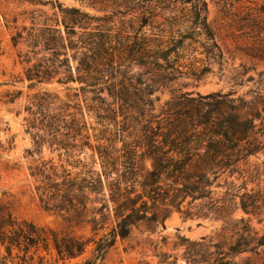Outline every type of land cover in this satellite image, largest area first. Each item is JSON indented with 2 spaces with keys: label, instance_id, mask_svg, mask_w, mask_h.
Segmentation results:
<instances>
[{
  "label": "trees",
  "instance_id": "trees-1",
  "mask_svg": "<svg viewBox=\"0 0 264 264\" xmlns=\"http://www.w3.org/2000/svg\"><path fill=\"white\" fill-rule=\"evenodd\" d=\"M26 2L51 12L32 11L26 18L30 26H23L11 37L14 46L23 44L27 50L22 61L27 66L26 80L31 84L55 81L62 86L77 85L70 88L72 101L67 99L51 108L56 97L52 99L44 92L35 96L29 107L31 115L36 113L41 118L37 126L29 124L37 131L34 150L28 155L37 154L39 158L28 171L35 181L38 203L45 211L66 214L80 222L88 204L99 203L96 211L100 213L108 210L107 191L116 217L115 225L97 241L50 232L52 246L61 260L82 256L92 243V259L82 264L101 262L117 240L129 238L134 226L144 223L154 232L163 227L171 212L182 213L186 198H206L202 187L208 184L207 175L235 172L247 157L264 153V144L256 138L264 137V72L256 73L257 78L247 77L246 83L255 88L246 95L233 97L232 91L205 96L183 93L174 96L159 116H152L146 114L153 107L152 86L127 70L130 65L153 67L165 81L175 75L198 78L195 68L181 72L186 67L178 61L179 52L201 36V45L208 52L221 55L207 23L204 0H93L92 5L99 10L111 9L102 17L62 8L51 1ZM222 3L228 56L237 53L253 64L264 63V0ZM157 6L161 12H171L161 17L162 22L154 14ZM159 26L166 33L177 28V37H168L165 32L160 37L154 34ZM146 28L150 34L145 33ZM70 60L76 62L74 75ZM254 70V66L240 64L231 79L234 86L238 78ZM104 91L111 102L100 98ZM79 95L91 96L92 106L86 111L93 114L96 123H122L123 130L108 137L103 130L91 145L84 111L77 101ZM118 133L126 136L121 135L117 141ZM43 148L57 154V163L40 158ZM84 149L92 153L89 162ZM146 161L150 162L149 168L145 167ZM239 209L246 218L226 224L236 235L227 253L214 244L211 246L215 251L207 258L197 259L185 252L182 258L186 264H230L227 257L255 253L264 247V191L242 194ZM1 212L2 208L0 229H10L13 235L7 239L9 251L25 235L36 234L41 239L31 225L24 227L8 212ZM253 220L261 226V234L252 226ZM24 228H30V233ZM47 240V236L42 237L43 242ZM154 257L157 264H178L176 257L166 253H155Z\"/></svg>",
  "mask_w": 264,
  "mask_h": 264
},
{
  "label": "rangeland",
  "instance_id": "rangeland-1",
  "mask_svg": "<svg viewBox=\"0 0 264 264\" xmlns=\"http://www.w3.org/2000/svg\"><path fill=\"white\" fill-rule=\"evenodd\" d=\"M43 1H51L62 8L77 9L95 17L111 13L110 8L103 11L94 7L93 0ZM204 1L207 5V23L214 32V42L221 55L214 51L208 52L201 45L204 40L201 36L196 43H191L185 51L179 52L181 59L178 61V65L183 64L186 67L181 72L186 73L189 68H195L198 78L175 75L174 78L165 81L153 67L130 65L127 69L130 74L139 75L144 83L152 86L153 94L150 100L153 107L152 111L146 114L159 116L164 106L174 96L183 93L205 96L215 92L232 91L235 92L233 97L246 95L250 89L255 88L252 83H246L247 77L257 78L256 73L264 72V63L253 64L237 53L228 56L226 47L229 42L225 36L223 0ZM34 10L51 14L47 7L29 4L26 0H0V208L3 211L1 213L8 212L22 226L31 225L41 239L36 234L25 235L17 246L13 243L14 246H11L9 251L7 239H12L13 235L10 229H0V264H82L83 261L92 259L93 244H89L82 256L63 261L52 246L50 232L57 233L59 237L67 234L76 239L97 241L115 225L116 217L113 205L108 200L107 191L104 195L108 210L100 213L96 211L100 207L99 203L88 204V209L80 222L66 214L45 211L36 198L35 181L30 176L28 167L38 160L39 156L33 154V157H29L28 153L34 150L37 131L29 124L34 123L37 126L41 118L36 113L31 115L29 107L34 97L44 92L49 93L52 99L56 97L57 101L52 100L54 104L51 108H56L67 99L72 101L73 91H70V88L77 85L62 86L55 81L31 84L26 80L24 72L27 66L22 61L27 50L23 44L14 46L11 37L23 26H30L26 18ZM170 13L161 12L160 6L154 9L158 22H162L161 17L166 18L171 15ZM167 31L168 33L163 26H159L153 33L159 37L164 35V32L168 37L169 35L177 37V28ZM145 33L150 34V29L146 28ZM240 64L246 67L254 66L255 70L238 78L237 85L234 86L231 79L237 75ZM70 66L74 75L76 62L70 60ZM90 97L79 95L77 101L84 111L90 144L94 145V137L101 136L103 134L101 131L104 130L105 137H108L109 134L117 133V130H123L124 125L96 123L93 114L86 111V107L92 106L89 102ZM100 98L111 102L106 91L100 94ZM121 135L126 136L124 133L116 134L117 141ZM256 138L258 142L264 144V137L257 135ZM83 152L89 162L91 151L84 149ZM40 158L53 159L57 163V154L46 148H43ZM94 159L97 162L96 156ZM145 167H150L149 161L145 162ZM205 179L208 180V184L202 188L206 198H186L182 204V213L171 212L163 221V227H157L154 232H151L144 223L134 226L129 238L124 241L117 240L104 259L97 264H157L154 255L159 252L176 257L178 264H186L182 258L185 252L195 255L197 259L207 258L215 251L211 246L214 244L221 245L224 253H227L228 246L234 242L236 235L226 224L228 221L246 218L239 209V197L244 193L264 191V153L259 152L247 157L235 172L217 171L212 176L207 175ZM208 193L210 194L207 195ZM93 199L94 197H91V200ZM251 224L261 234V226L257 225L255 220ZM24 229L27 233L31 231L30 228ZM45 236L48 240L43 242L42 237ZM2 239H6L5 243H2ZM227 260L230 264L246 262L264 264V247L256 249L255 253L244 252L227 257Z\"/></svg>",
  "mask_w": 264,
  "mask_h": 264
}]
</instances>
